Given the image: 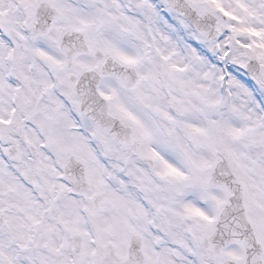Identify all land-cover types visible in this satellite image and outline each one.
<instances>
[{
    "label": "snow or ice",
    "instance_id": "1",
    "mask_svg": "<svg viewBox=\"0 0 264 264\" xmlns=\"http://www.w3.org/2000/svg\"><path fill=\"white\" fill-rule=\"evenodd\" d=\"M0 264H264V0H0Z\"/></svg>",
    "mask_w": 264,
    "mask_h": 264
}]
</instances>
